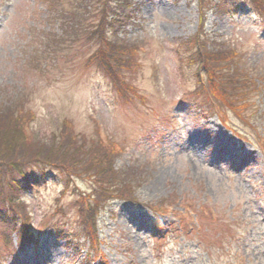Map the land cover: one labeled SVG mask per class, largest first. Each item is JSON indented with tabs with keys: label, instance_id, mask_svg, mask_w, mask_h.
I'll return each instance as SVG.
<instances>
[{
	"label": "rangeland",
	"instance_id": "rangeland-1",
	"mask_svg": "<svg viewBox=\"0 0 264 264\" xmlns=\"http://www.w3.org/2000/svg\"><path fill=\"white\" fill-rule=\"evenodd\" d=\"M207 2L200 6L199 0H133L135 16L119 29L118 38L141 47V69L128 80L145 100L124 104L104 69L89 63L96 48L78 36L66 37L61 22L49 23V15H65L71 9L68 2H60L49 14L39 0H0V102L25 97L24 111L35 112L30 124L37 140L26 143L11 115L0 111V154L8 162L20 155L56 163L57 154H62L56 140L66 119L78 141L92 145L89 153L100 166H106L108 158L94 144L99 130L121 146L117 166L122 172L137 170L142 185L134 192L141 202L173 204L176 198L174 207L189 202L198 216L202 228L195 229L197 235L183 236L171 228L158 241L153 239L157 221L148 210L109 204L99 226L111 264H264V158L257 134L225 110L229 127L216 116L204 117L208 106L189 95L198 90L201 70L183 67L196 48L187 50L180 43L201 29L208 44L199 52L214 50L221 61L234 48L237 59L243 58L251 68L255 65L259 75L264 72V21L240 0ZM186 53L190 55L181 56ZM254 102L247 114L264 134V95L254 97ZM46 171L45 179L21 194L32 222L39 231H47L43 223L74 232L79 227L74 205L79 197L69 189L58 207L64 178ZM75 184L91 189L86 180ZM211 207L217 214L213 223L202 219ZM161 220L165 225L175 222L171 213ZM0 264L80 262L63 241L44 235L34 250L30 247Z\"/></svg>",
	"mask_w": 264,
	"mask_h": 264
},
{
	"label": "trees",
	"instance_id": "trees-1",
	"mask_svg": "<svg viewBox=\"0 0 264 264\" xmlns=\"http://www.w3.org/2000/svg\"><path fill=\"white\" fill-rule=\"evenodd\" d=\"M39 1L47 7L49 14L56 11L60 2H68L71 9L65 15L63 13H58L57 17L49 15L50 22H48L51 25H54L55 21L61 22L64 32L68 35L66 37L78 36L80 41L96 48L89 63L97 62L98 66L104 69L112 80L113 88L122 97H127L129 92H136L135 87L127 83V77L141 69L138 58V49L141 47L118 38L119 29L135 16L134 8L132 9L133 0ZM207 1L199 0L200 6L207 4ZM252 6L264 17V2L261 1L260 4ZM93 18L96 23L90 24ZM200 33L201 29L190 40L180 42L187 47V50L196 48L195 54L189 56L187 61L185 58L182 59L183 62L186 61L183 67L197 66L201 70L197 74L200 82L198 81L199 87L195 95L203 98L206 104L210 102L217 105L216 112L220 114L219 119L223 124L227 121V117L223 114L225 115V111H228L244 126L255 128L247 112L254 106V97L264 95V72L258 75L255 65L251 68L243 64V59H237L236 51L223 57L221 61L216 59L214 50L205 49L204 52H199L208 44ZM52 36L57 37L56 34ZM187 55L190 54L181 56ZM24 98L20 95L15 98H6L0 102V111L11 115L19 125L24 140L31 145L37 141L36 133L33 130L28 132L27 127L31 122H35L36 118L32 111H24L22 103ZM71 128V122L65 120L61 122L59 131L61 136L58 138V134L54 132V136L58 138L55 146L62 153L57 154L56 163L30 156L23 158L24 156L20 155L17 160L8 162L6 155L0 154V223L12 224L16 230H20L24 239L28 238L26 233L29 230L30 213L26 201L20 196L21 185L18 178H21L31 166L39 168L41 175L48 168L63 176L66 181L63 194L70 189L75 180H86L89 183L90 191L84 192L75 188L74 193L79 199L74 205L77 206L79 215V238L87 239L92 245L99 243L96 221L99 211L106 203L114 200L135 203L138 201L134 187L142 185V181L137 180V170L127 168L125 172H122L123 170L116 166V158L119 154L116 145L106 143L100 136L97 138L95 147L104 149L108 158L106 166H100L89 153L92 145L86 140L78 141L77 136L71 133ZM258 139L259 147L264 154V137L259 136ZM31 177L34 176L31 175ZM28 178L26 177V180ZM189 208L187 202V211ZM55 234L66 240L70 239L69 234L62 235L59 230H55Z\"/></svg>",
	"mask_w": 264,
	"mask_h": 264
}]
</instances>
